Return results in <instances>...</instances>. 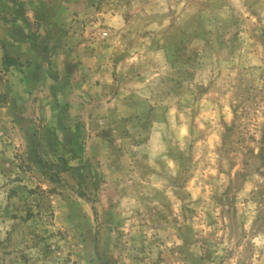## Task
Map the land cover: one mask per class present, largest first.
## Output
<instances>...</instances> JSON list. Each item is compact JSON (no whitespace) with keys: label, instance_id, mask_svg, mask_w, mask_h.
I'll list each match as a JSON object with an SVG mask.
<instances>
[{"label":"rangeland","instance_id":"374dc122","mask_svg":"<svg viewBox=\"0 0 264 264\" xmlns=\"http://www.w3.org/2000/svg\"><path fill=\"white\" fill-rule=\"evenodd\" d=\"M48 7L78 60L29 104ZM0 264H264V0H0Z\"/></svg>","mask_w":264,"mask_h":264},{"label":"crops","instance_id":"0c3cea01","mask_svg":"<svg viewBox=\"0 0 264 264\" xmlns=\"http://www.w3.org/2000/svg\"><path fill=\"white\" fill-rule=\"evenodd\" d=\"M42 10L35 9V16L31 13L32 21L29 19L9 24L3 38L4 53L13 68L10 71L12 83L8 86V92H13L14 88L17 95L24 96L29 104L41 102L34 96L38 92L43 94V88H48L46 94L50 90L51 97L55 93H66L67 84L64 80L75 72L73 63L78 60L80 49L77 46L78 39L60 30L57 25L59 15L54 12V8ZM43 100L50 101L47 95Z\"/></svg>","mask_w":264,"mask_h":264},{"label":"trees","instance_id":"16d2710c","mask_svg":"<svg viewBox=\"0 0 264 264\" xmlns=\"http://www.w3.org/2000/svg\"><path fill=\"white\" fill-rule=\"evenodd\" d=\"M6 61H7V65L8 66H12V64L9 62V59L8 58H6Z\"/></svg>","mask_w":264,"mask_h":264}]
</instances>
